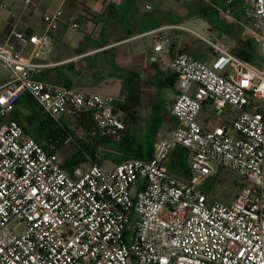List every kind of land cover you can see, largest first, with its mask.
<instances>
[{"label": "built area", "instance_id": "1", "mask_svg": "<svg viewBox=\"0 0 264 264\" xmlns=\"http://www.w3.org/2000/svg\"><path fill=\"white\" fill-rule=\"evenodd\" d=\"M243 3L244 29L261 47L262 65L194 31L213 60L187 52L172 60L175 127L150 159L112 168L65 169L54 147L38 143L15 118L29 94L55 122L92 113L101 129H125L115 97L36 78L42 65L35 59L64 20L62 9L44 17L43 34L16 31V43L0 45L9 78L0 88V264H264V0ZM215 8L225 23L238 22L235 0ZM165 45L159 37L155 50ZM208 106L235 117L207 127L199 116ZM179 147L189 152V179L169 169ZM222 169L245 181L231 203L203 190Z\"/></svg>", "mask_w": 264, "mask_h": 264}, {"label": "crops", "instance_id": "2", "mask_svg": "<svg viewBox=\"0 0 264 264\" xmlns=\"http://www.w3.org/2000/svg\"><path fill=\"white\" fill-rule=\"evenodd\" d=\"M223 2L224 0H220V3L218 0H0V45L16 43L13 38L16 31L43 34L46 31L44 17L62 9L64 20L57 30L49 33L48 44L40 50V57L35 59L42 65L36 78L65 88L111 95L121 103H126L132 89L139 88V119L129 130L136 134L132 128L140 126L146 120V133L153 118L158 119L157 142L167 136L176 125L171 112L179 90L177 75L170 67L172 60L181 52L190 53L207 62L213 60L208 44L189 31L191 28L188 24L204 19L208 21L206 29L210 38L224 43L222 37L218 36L221 34L230 46L224 43L229 50L251 53L243 44L246 40L244 37L250 35L244 29L243 0H235L238 22L225 23L230 26L225 28L227 32L220 31L203 15L206 5L217 7ZM147 5H151L152 9L149 10ZM72 22L78 23V28H74ZM172 26H184L188 30L171 28ZM158 30L160 31L151 33ZM159 37L166 40L161 52L155 50V41ZM195 37L205 44L199 43ZM257 46L260 53L261 47ZM35 51L34 47H29L25 53L34 57ZM262 63L263 52L262 56L253 61L257 66ZM1 77L0 88L9 79L8 73ZM27 115H31V112L25 109H22V114L19 113L22 119ZM211 116L204 118L200 115L199 121L207 127H214L215 125L206 124ZM215 116L222 117V122L216 125L231 122L235 117L228 111ZM21 125L26 127V121L22 120Z\"/></svg>", "mask_w": 264, "mask_h": 264}, {"label": "trees", "instance_id": "3", "mask_svg": "<svg viewBox=\"0 0 264 264\" xmlns=\"http://www.w3.org/2000/svg\"><path fill=\"white\" fill-rule=\"evenodd\" d=\"M203 12V15L215 24L220 31L227 32L225 28L230 26H227L220 18V14L215 7L206 5ZM244 38L246 39L243 43L244 46L252 54H259L258 46L251 36L247 35ZM250 62L253 63L252 60ZM169 83L172 84L173 82ZM140 100V89L135 87L131 90L126 103H116V113L120 114L119 116L125 123V129L119 132L101 129L92 113H82L71 115L77 123V128L85 131V136H78L67 126L63 119L61 122H55L45 114L36 100L29 94L24 95L18 102L15 118L20 123L22 120L26 121L25 131L44 147L53 146L58 154L68 144H72V151L67 154L63 165L69 171L92 164L103 166L106 161H111L116 165L134 158L147 160L153 154L159 133L158 119L153 118L152 124L147 128L143 136L133 134L129 130L139 119L138 107L141 104ZM22 109L30 111L31 115L24 116L22 119L19 117V113L22 114ZM35 129L36 132L34 131ZM188 155L189 152L186 148L179 147L174 150L169 160L170 172L184 179H189ZM216 177H212L209 180L217 179ZM209 194L211 195V193Z\"/></svg>", "mask_w": 264, "mask_h": 264}, {"label": "rangeland", "instance_id": "4", "mask_svg": "<svg viewBox=\"0 0 264 264\" xmlns=\"http://www.w3.org/2000/svg\"><path fill=\"white\" fill-rule=\"evenodd\" d=\"M218 3H220V0H218ZM205 4H207V3H205ZM196 21L199 24L198 23H190V24H188V27L191 28V29H193V30L189 29V31H191L193 33L194 30H195V32L196 31L199 32V34L201 36H203V37L206 36V37L210 38V36L208 34V31L206 29L207 26H208V21H206L204 19H202V20L199 19V20H196ZM218 36H221L222 37V41L227 46H229L228 43L225 41V39L223 38V36L221 34H219ZM198 37H195L196 40L199 43H203V41H202L203 39L201 40ZM203 44H205V43H203ZM205 46L207 47V45H205ZM235 52L237 54L241 55L242 57H244V58H246V59H248L250 61L252 60L254 62H255V59L256 58H259L260 56H262V51L261 50H260V53L258 54V56H257V54L253 55L252 53H248L245 50H238V51H235ZM195 57L197 59H201V58H198L197 56H195ZM259 63H261V62H259ZM5 75H7V73L0 68V84L2 83V80H1L2 77L1 76H5ZM212 112H213V108L211 106H208V107H206V108L203 109V111L201 113V116L204 117V118L206 116L207 117H210L212 115ZM213 114H214V112H213ZM226 119H230V118L229 117H226ZM63 120L66 122L67 126L70 129H72V131L74 133H76L78 136H81V137L85 136V131H83L81 129L79 130L77 128V123H76L74 117H72L71 115L68 114V115H65L63 117ZM221 120H222V117H217L215 115H212L211 118H210V120L208 122H206V124L211 125V126H214L216 124L221 123L222 122ZM145 121L146 120H143V124H141L140 126L133 127L132 128V131L134 133L140 135V136H143L144 133H145L144 130L146 129V126H144V122ZM31 132H32V130H31ZM72 147H73L72 144H68L65 147L64 150H61L59 152V156H60V159H61V162H62L63 165L65 163V159L67 158V154L72 151ZM113 165H114L113 162L106 161L104 163L103 167L110 168V167H113ZM216 178L217 179H211V180L207 181L206 184H205V186H204V188H203V190L206 193H211V197H212L213 200L220 201V202H224V203H231L236 198V196L238 195L241 187L245 184V181L239 175H237L236 173H234L233 171L228 170V169H222L218 173V175H217Z\"/></svg>", "mask_w": 264, "mask_h": 264}]
</instances>
